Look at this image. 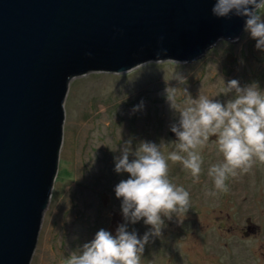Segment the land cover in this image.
<instances>
[{
    "label": "rangeland",
    "instance_id": "1",
    "mask_svg": "<svg viewBox=\"0 0 264 264\" xmlns=\"http://www.w3.org/2000/svg\"><path fill=\"white\" fill-rule=\"evenodd\" d=\"M233 79L241 87L255 82L264 91V51L245 28L231 46L220 40L189 63L152 61L124 73L90 72L72 79L57 178L31 264H67L100 229L115 235L125 223L123 218L115 224L112 216L122 213L115 186L129 178L115 171V158L129 141L133 152L141 141L165 144V156L174 149L168 132L179 114L170 106L168 89H175L180 107L185 94L226 103L235 94L221 92ZM201 155L198 182L180 163L169 161V178L190 193V208L171 219L162 217L161 234L149 237L141 264H264V163L232 177L224 195L208 175L212 165L223 162L214 140ZM249 219L257 228L246 235ZM127 227L139 238L151 228L143 220Z\"/></svg>",
    "mask_w": 264,
    "mask_h": 264
},
{
    "label": "water",
    "instance_id": "2",
    "mask_svg": "<svg viewBox=\"0 0 264 264\" xmlns=\"http://www.w3.org/2000/svg\"><path fill=\"white\" fill-rule=\"evenodd\" d=\"M215 3L0 0V264L32 262L58 171L71 80L152 61L189 63L220 40L238 39L247 18L217 17ZM112 216L115 224L124 218Z\"/></svg>",
    "mask_w": 264,
    "mask_h": 264
},
{
    "label": "clouds",
    "instance_id": "3",
    "mask_svg": "<svg viewBox=\"0 0 264 264\" xmlns=\"http://www.w3.org/2000/svg\"><path fill=\"white\" fill-rule=\"evenodd\" d=\"M262 11L264 0H216L212 9L217 17H246L245 31L256 40V48L264 51ZM174 90L168 89L170 106L179 114L178 121L170 127L177 138L171 143L174 149L165 156L163 143L141 141L134 152L131 141L125 145L115 158V171L129 174L115 186L125 223L115 235L100 229L91 242L72 254L67 264H141L149 237L161 234L162 217L171 219L173 214L180 215L190 208V193L169 178V161L180 163L198 182L204 164L201 150L210 138L215 137L223 155V162L208 169L219 191H228L229 177L250 172L257 161L264 163V91L257 83L241 87L235 79L228 81L221 94L235 95L226 103L202 93L196 99L185 94L183 107L176 103ZM130 155L135 158L130 160ZM140 220L151 226L142 238L127 227Z\"/></svg>",
    "mask_w": 264,
    "mask_h": 264
},
{
    "label": "flooded vegetation",
    "instance_id": "4",
    "mask_svg": "<svg viewBox=\"0 0 264 264\" xmlns=\"http://www.w3.org/2000/svg\"><path fill=\"white\" fill-rule=\"evenodd\" d=\"M168 136H169L171 139H173V140H176V139H177L176 137H173V136H172V131H171V130L168 132ZM211 139L214 140L215 137H213V138H211ZM231 178H232V177H229L228 181L226 182L227 185H228V188H229V189L231 188V186H230ZM229 192H230V191H229ZM226 193L228 194V191H227ZM226 193L224 192V195H225ZM227 216H228V217H227L228 220H229V218L232 217L231 213H228ZM226 223H227V221H225V223L222 222V223H221V227H226V225H227ZM238 224L240 225V223H237V225H238ZM247 224L249 225V228H248L249 231H247L246 235H249V233H251V232H253V231L256 230L257 226L254 225V223L252 222L251 219L247 220Z\"/></svg>",
    "mask_w": 264,
    "mask_h": 264
},
{
    "label": "bare ground",
    "instance_id": "5",
    "mask_svg": "<svg viewBox=\"0 0 264 264\" xmlns=\"http://www.w3.org/2000/svg\"><path fill=\"white\" fill-rule=\"evenodd\" d=\"M63 135H64V129H63ZM62 143H63V141H62ZM61 148H62V145H61ZM60 151H61V149H60ZM60 156V155H59ZM58 168H59V166H58ZM57 173H58V171H57ZM56 178H57V175H56ZM56 178H55V180H56ZM55 183V182H54ZM53 187H54V185H53ZM52 191H53V189H52Z\"/></svg>",
    "mask_w": 264,
    "mask_h": 264
},
{
    "label": "trees",
    "instance_id": "6",
    "mask_svg": "<svg viewBox=\"0 0 264 264\" xmlns=\"http://www.w3.org/2000/svg\"><path fill=\"white\" fill-rule=\"evenodd\" d=\"M227 43H228L229 46H231V40L230 41H227ZM214 50H215V48H214Z\"/></svg>",
    "mask_w": 264,
    "mask_h": 264
}]
</instances>
